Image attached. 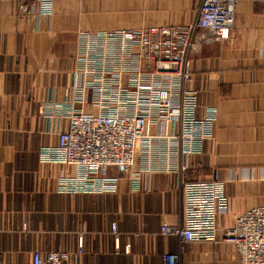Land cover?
Wrapping results in <instances>:
<instances>
[{
  "label": "crops",
  "instance_id": "crops-1",
  "mask_svg": "<svg viewBox=\"0 0 264 264\" xmlns=\"http://www.w3.org/2000/svg\"><path fill=\"white\" fill-rule=\"evenodd\" d=\"M196 10L195 0H54L51 16L35 17L0 3V264H28L35 252H66L68 264H163L179 249L160 229L181 223V180L223 183L228 205L218 242L187 245L178 264H239L221 239L234 217L264 205V2L239 0L230 38L191 58L195 116L211 108L215 121L200 154L180 159V176L143 175L134 192L128 173L105 168L110 192L62 195L54 181L68 170L38 161L57 141L43 107L70 92L78 34L188 25Z\"/></svg>",
  "mask_w": 264,
  "mask_h": 264
},
{
  "label": "built area",
  "instance_id": "built-area-1",
  "mask_svg": "<svg viewBox=\"0 0 264 264\" xmlns=\"http://www.w3.org/2000/svg\"><path fill=\"white\" fill-rule=\"evenodd\" d=\"M4 2L26 6L35 17L51 16L54 6V0ZM195 2L196 18L188 25L78 34L70 92L62 102L48 101L42 113L55 123L57 141L39 149L38 161L68 170L56 177L55 193H108L116 178L101 175L105 168L128 173L136 192L143 175L180 176L185 171L180 159L200 154L203 143L212 139L215 112L209 108L201 118L195 116L190 62L203 45L230 38L239 0ZM62 121L64 130L58 126ZM179 185L181 223L160 229L163 236L178 238L179 249L163 255V264H178L189 244L218 242L216 217L228 205L221 182L181 180ZM111 234L116 247L115 225ZM221 242L234 247L239 264H264V205L234 217ZM68 262L66 252H35L28 264Z\"/></svg>",
  "mask_w": 264,
  "mask_h": 264
},
{
  "label": "water",
  "instance_id": "water-1",
  "mask_svg": "<svg viewBox=\"0 0 264 264\" xmlns=\"http://www.w3.org/2000/svg\"><path fill=\"white\" fill-rule=\"evenodd\" d=\"M144 69H146V66H144Z\"/></svg>",
  "mask_w": 264,
  "mask_h": 264
}]
</instances>
